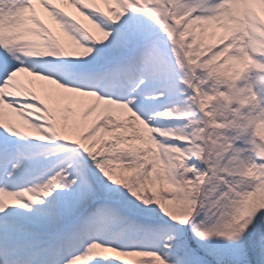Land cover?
<instances>
[{"label":"snow or ice","instance_id":"1","mask_svg":"<svg viewBox=\"0 0 264 264\" xmlns=\"http://www.w3.org/2000/svg\"><path fill=\"white\" fill-rule=\"evenodd\" d=\"M0 264H264V0H0Z\"/></svg>","mask_w":264,"mask_h":264}]
</instances>
